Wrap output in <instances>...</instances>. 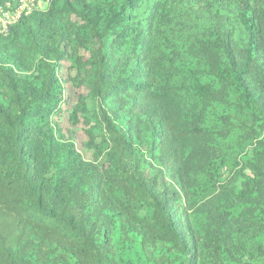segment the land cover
<instances>
[{
    "label": "trees",
    "instance_id": "16d2710c",
    "mask_svg": "<svg viewBox=\"0 0 264 264\" xmlns=\"http://www.w3.org/2000/svg\"><path fill=\"white\" fill-rule=\"evenodd\" d=\"M254 233L264 0H50L0 35V264H221Z\"/></svg>",
    "mask_w": 264,
    "mask_h": 264
},
{
    "label": "rangeland",
    "instance_id": "374dc122",
    "mask_svg": "<svg viewBox=\"0 0 264 264\" xmlns=\"http://www.w3.org/2000/svg\"><path fill=\"white\" fill-rule=\"evenodd\" d=\"M43 9H46V6H42ZM82 53V52H81ZM71 64L64 62L60 66L59 73L64 77H73L75 75V71L70 68ZM65 94L69 97V103H72L77 99L78 96H86L87 91L82 88H77L75 86H71L70 83L65 84ZM55 125L60 129L61 135L66 139L69 138L70 132L73 131V140L77 147V150L83 155V157L86 160H91V151L86 148V137L84 135L83 127H72L70 122L68 121L67 115L59 116L54 119ZM190 218L192 220L191 212H189ZM194 226L198 228L199 224L204 222L203 219L197 218L195 222L192 220ZM244 240L246 241L245 247L240 248V246H237V248L233 251V255L226 254L227 256L223 257V260H221V264H239L237 261L244 259L246 257H249V260H253L255 256L256 250L263 249L264 248V236L261 234L254 233L253 235L244 236ZM253 262V261H252ZM63 264H73L72 261L68 260L64 262ZM138 264H147L144 261L138 262Z\"/></svg>",
    "mask_w": 264,
    "mask_h": 264
},
{
    "label": "built area",
    "instance_id": "2783aa9c",
    "mask_svg": "<svg viewBox=\"0 0 264 264\" xmlns=\"http://www.w3.org/2000/svg\"><path fill=\"white\" fill-rule=\"evenodd\" d=\"M50 0H8L0 5V35H7L22 18L34 11L44 10Z\"/></svg>",
    "mask_w": 264,
    "mask_h": 264
}]
</instances>
